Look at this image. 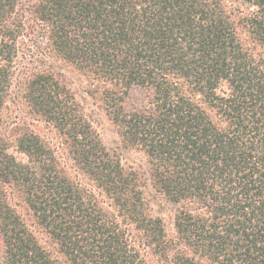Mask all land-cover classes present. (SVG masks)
<instances>
[{"label":"trees","instance_id":"16d2710c","mask_svg":"<svg viewBox=\"0 0 264 264\" xmlns=\"http://www.w3.org/2000/svg\"><path fill=\"white\" fill-rule=\"evenodd\" d=\"M14 83L64 149L0 132V264H264V0H0V122Z\"/></svg>","mask_w":264,"mask_h":264},{"label":"rangeland","instance_id":"374dc122","mask_svg":"<svg viewBox=\"0 0 264 264\" xmlns=\"http://www.w3.org/2000/svg\"><path fill=\"white\" fill-rule=\"evenodd\" d=\"M51 66L59 71H62L66 79L69 81V85L75 91L77 98L83 103L86 113L91 118L94 127L101 135L104 143L109 147H117L119 137L117 135L116 127L109 116L106 114L104 109L95 103L89 95L86 93V78L81 77L78 73L73 71L71 65L65 61L47 56L43 61L36 62L35 66ZM16 82V81H15ZM17 83V82H16ZM14 83L12 87L10 98L8 99L3 111L0 122V132H10V128L17 122L19 125L27 126L34 130L41 137L60 146L63 151L64 146L62 145V138L58 131L52 126L47 120L39 117L32 110L30 111L29 106L26 104V100L23 96V91L19 90L18 84ZM145 95L143 90L134 88L130 91L129 98L126 101L128 108H132L138 105ZM9 130V131H6ZM125 156H128V160L140 161L142 155L138 152H124ZM150 198V209L153 214H163L168 222H171V218L168 216V208L165 206H159V200H163L157 195L155 199ZM0 244V254H1Z\"/></svg>","mask_w":264,"mask_h":264}]
</instances>
